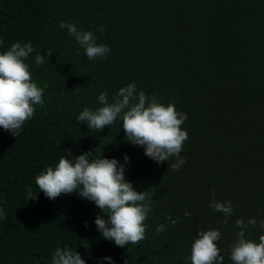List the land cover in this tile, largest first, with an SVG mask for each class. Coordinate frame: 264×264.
<instances>
[{"label": "trees", "instance_id": "trees-1", "mask_svg": "<svg viewBox=\"0 0 264 264\" xmlns=\"http://www.w3.org/2000/svg\"><path fill=\"white\" fill-rule=\"evenodd\" d=\"M61 22L93 31L98 44L110 47L108 56L89 60ZM0 40V53L16 42L34 45L26 63L44 89L43 105L20 135L0 128V208L7 214L0 218V264H51L58 247L76 250L86 264H110L105 257L112 264H191L200 230L221 233L223 264H233L230 246L241 218H256L246 237L259 242L264 0H0ZM36 52L52 55L36 65ZM131 83L187 114L179 170L171 169L175 157L158 164L126 141L119 119L101 132L77 121L84 108L103 106L100 93L111 101ZM69 152L73 158L93 152L90 161L129 157L126 180L154 200L144 240L118 247L97 230L95 218L104 213L94 202L77 193L49 200L39 192L35 178L61 157L72 160ZM29 187L35 201L25 199ZM213 200L232 202L228 224L209 207ZM169 215L179 223L173 226ZM161 224L167 229L158 234Z\"/></svg>", "mask_w": 264, "mask_h": 264}, {"label": "clouds", "instance_id": "clouds-1", "mask_svg": "<svg viewBox=\"0 0 264 264\" xmlns=\"http://www.w3.org/2000/svg\"><path fill=\"white\" fill-rule=\"evenodd\" d=\"M60 27L67 29L69 35L84 49L89 60L106 58L111 51L105 44H98L93 31L79 29L74 23L61 22ZM101 32L105 31L101 26ZM3 41L0 40V45ZM35 52L30 42L13 43L11 47L0 53V128L10 132L13 136L20 135L25 122L35 113L36 105L44 103V89L33 82L29 65L26 61ZM35 53L36 65L45 63L51 56ZM98 102L103 105L95 111L84 108L76 117L77 121L86 123L88 129L96 132L113 126L119 119L122 122L126 141L143 146L145 155L156 163L167 162L175 157L172 170H179L185 163L180 153L188 139V133L181 125L187 119V114L176 110L169 103H160L155 96H147L143 91L137 92L135 83L122 87L112 97L102 92ZM93 152H87L69 160L61 157L58 164L48 167L35 178L39 192L46 198L55 200L62 194L77 193L80 197L94 202L104 215H97L95 224L104 239L114 241L115 245L124 248L129 244H139L146 238V224L152 211L153 198L148 191H137L133 184L126 180L125 168L130 162L127 155L124 163L115 158L89 159ZM215 196V189L212 190ZM25 199L35 201L31 187L26 191ZM209 207L223 214V224H228L233 215L232 202H216L213 200ZM184 215L190 216L185 212ZM7 214L0 208V218L6 219ZM167 220L174 226L179 223L171 215ZM87 227V222H85ZM237 238L230 246L233 264H264V235L259 236V242L248 239L246 232L250 227H257L255 217L247 222L243 218L235 221ZM258 227L264 229V220H260ZM167 225L157 226L156 232L166 231ZM198 238L191 246V264H223L224 256L217 246L221 239L218 230H200ZM112 264L111 257H105ZM51 264H86L85 260L75 250L65 247L56 248L51 257Z\"/></svg>", "mask_w": 264, "mask_h": 264}]
</instances>
